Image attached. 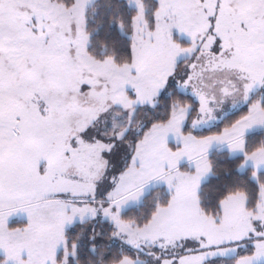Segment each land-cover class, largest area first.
<instances>
[{
  "label": "snow or ice",
  "instance_id": "snow-or-ice-1",
  "mask_svg": "<svg viewBox=\"0 0 264 264\" xmlns=\"http://www.w3.org/2000/svg\"><path fill=\"white\" fill-rule=\"evenodd\" d=\"M0 264H264V0H0Z\"/></svg>",
  "mask_w": 264,
  "mask_h": 264
}]
</instances>
